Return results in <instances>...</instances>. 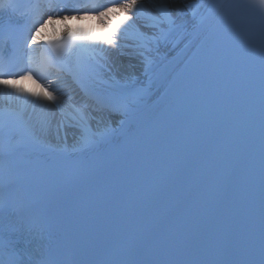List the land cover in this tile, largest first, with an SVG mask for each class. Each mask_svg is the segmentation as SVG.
Masks as SVG:
<instances>
[{
	"label": "snow or ice",
	"instance_id": "6c2138e0",
	"mask_svg": "<svg viewBox=\"0 0 264 264\" xmlns=\"http://www.w3.org/2000/svg\"><path fill=\"white\" fill-rule=\"evenodd\" d=\"M260 7H256L255 0H188L185 9L192 10V31L200 32L209 18L214 22L209 24L204 33L205 63L218 70L220 79L219 104L226 102L237 112L240 130L245 137L247 149L248 170L245 182V199L248 201L250 219L253 214L252 204L255 200L257 188V146H258V189H259V230L258 234L253 227L249 228L243 242L235 248L225 247V253L232 251L241 259L235 264H264V0H259ZM157 15L148 18L156 29L151 35L137 33L139 55L145 61L151 62L149 56L158 53L161 44H168L178 37L190 35L188 25L181 19L183 11L177 12L172 8V0H153ZM20 5L17 0H0V12L15 13ZM38 7V5H37ZM51 7V5H49ZM144 4L140 0H120L119 4L106 7L99 12L101 17L110 13H117L118 23L109 24L110 35L104 38L92 37L90 34L66 31L63 36L44 41L51 46L52 56H41L38 66H49L63 61L69 49L73 46L85 45L87 41L102 40L108 45H115L118 41L113 39L117 33L126 34L127 27L133 22L134 17L141 14ZM194 9V10H193ZM205 10L207 15L201 13ZM251 12L254 19L248 20L243 13ZM64 20L68 17L64 16ZM39 23L35 31L29 30L24 37L25 48L34 51L32 45L40 43V33L48 25L54 23L53 16L40 21L37 15L33 24ZM124 25V28H121ZM10 31V26L0 27V39L5 38ZM29 60L37 63L35 57ZM81 65H76L72 71L78 73ZM0 72H6L3 57L0 56ZM31 75V71L25 73ZM85 95L100 108L107 107L110 111L119 114L122 120L120 125L129 124L127 136L129 140L139 136L140 131L133 128L136 121L137 106L146 102L150 96V89L140 88L133 92H119L105 95L98 91L91 83H83ZM0 88H11L18 93H26L23 88L17 87L8 79L0 78ZM37 100L45 99L60 108L62 119L58 129L71 127L76 129L74 136L78 144V152L87 153L103 144L111 143L117 139L118 129L106 125L103 129L94 127V119L87 111L88 105L72 107L68 111L60 105V101L53 92L27 93ZM36 101H33L35 103ZM48 121L41 123L39 131L31 132L32 145L39 146L46 142ZM0 128H5L6 142L0 152L3 155V166L0 168V192L4 198L0 200V213L5 219L15 223L17 230L23 231L30 238L31 244L37 240V233L42 231L38 224L41 217L60 216L64 206V197L57 188L55 181L44 171L35 168L26 157L17 156V148L21 145L13 142L14 132L5 125L3 114H0ZM122 131V129H120ZM258 142V144H257ZM74 175H82L81 170H76ZM4 254L7 260L20 264L22 256L15 243L6 231L2 240ZM80 250L77 237L71 228L64 230L63 236L55 242H50L47 248L41 245L39 259L36 264H64L60 256H74ZM132 249L117 248L110 253L114 257H124L132 253ZM27 252V249L24 250ZM107 264H127L123 259H112ZM208 264H220L211 261Z\"/></svg>",
	"mask_w": 264,
	"mask_h": 264
},
{
	"label": "bare ground",
	"instance_id": "6f19581e",
	"mask_svg": "<svg viewBox=\"0 0 264 264\" xmlns=\"http://www.w3.org/2000/svg\"><path fill=\"white\" fill-rule=\"evenodd\" d=\"M144 4V8L141 10V14L138 17H134L133 22L127 27L129 34L119 36V43L115 45H108L103 43L102 40L87 41L85 42L91 49H94L101 53L105 60L107 61L109 67L111 68L112 74L120 79L127 80L134 75L138 74L141 67V55H139V48L137 44L139 43L137 38V33H145L150 35L153 28L146 27V25H151L152 21L148 18L151 15H157L155 8L153 6V0H140ZM188 0H172V8L174 11H183L184 15L181 19L185 22H192V16L188 14L187 9H185V3ZM64 19L57 20L54 24L47 25L42 32L44 34H55L62 29L71 28L76 32H82L90 34L92 37L104 38L108 37L106 33L105 26L112 24L113 26L118 23L117 13H110L105 17L104 22L100 21L96 16H84V17H73L66 23ZM124 28V25H121ZM23 89L26 93H18L15 90L12 91L14 97L16 96H26L28 99V104H33L32 113V123L36 129L39 131L41 123L47 120L48 127L46 132V141H54L58 144L66 143L60 134V130L64 131L66 134V139L74 138V133L70 127L58 129V124L63 118L58 111L50 105L45 99H39L28 95L27 93L38 92L35 87L24 86ZM33 101H36L33 103ZM92 124L94 127H100L101 122L99 118L91 113Z\"/></svg>",
	"mask_w": 264,
	"mask_h": 264
}]
</instances>
